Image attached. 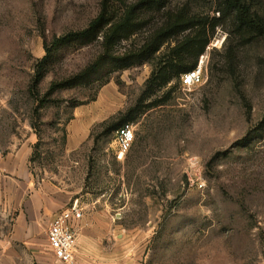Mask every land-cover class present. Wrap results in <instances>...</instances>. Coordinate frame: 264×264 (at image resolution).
<instances>
[{
    "label": "rangeland",
    "instance_id": "374dc122",
    "mask_svg": "<svg viewBox=\"0 0 264 264\" xmlns=\"http://www.w3.org/2000/svg\"><path fill=\"white\" fill-rule=\"evenodd\" d=\"M100 1L0 0V151L30 144L32 174L72 191L86 213L118 214L114 226L136 235L143 264H264V130L254 136L264 116V39L242 41L231 20L221 22L198 59L203 82L185 88L175 80L148 99L167 100L130 122L134 142L119 160L115 133L102 134L104 126L136 104L181 38L151 61L111 73L100 88H64L38 108L51 82L103 51L101 38L66 46L33 88L44 43L87 27ZM137 1L117 0L112 11L119 17ZM187 3L192 12L218 16L215 0H173L168 9ZM163 18L147 14L115 54L141 46ZM73 102L83 104L72 108ZM247 135L249 145L240 146ZM5 204L0 199V227L8 231L14 211Z\"/></svg>",
    "mask_w": 264,
    "mask_h": 264
},
{
    "label": "trees",
    "instance_id": "16d2710c",
    "mask_svg": "<svg viewBox=\"0 0 264 264\" xmlns=\"http://www.w3.org/2000/svg\"><path fill=\"white\" fill-rule=\"evenodd\" d=\"M116 1L101 0L98 14L87 27L55 37L50 44L44 43L45 54L37 65L33 80V88L36 89L45 78L47 67L62 48L72 45L86 46L101 38L103 51L98 58L79 72L51 82L42 98H37L38 108H42L49 103V97L56 91L95 83L97 88H100L109 80L111 73L149 62L163 46L181 38L169 48L167 57L154 67L136 104L116 121L105 125L102 132L104 135L115 133L125 123L134 121L146 109L164 103L167 99L154 98L150 102H145L171 82L176 80L181 84L182 75L197 67L199 57L206 51L221 22L231 20L235 34L242 41L251 43L264 39L262 0H215L214 12L218 16L192 12L188 3L177 10H170L168 7L173 0H138L127 6L119 17L112 11V5ZM154 11L164 13L162 23L148 34L141 46L116 55L115 46L123 40H129L142 29L146 23L145 16ZM107 67L108 71L103 74L106 78L102 80L104 76L101 74ZM81 104L83 102H73L70 106L74 108ZM263 130L264 116L254 136L257 131ZM251 140L252 136L247 135L237 143L240 146H247Z\"/></svg>",
    "mask_w": 264,
    "mask_h": 264
},
{
    "label": "crops",
    "instance_id": "0c3cea01",
    "mask_svg": "<svg viewBox=\"0 0 264 264\" xmlns=\"http://www.w3.org/2000/svg\"><path fill=\"white\" fill-rule=\"evenodd\" d=\"M30 155L28 143L0 151V199L14 211L12 227L8 231L0 227V264H62L51 254L47 229L58 211L79 199L72 191L36 178L30 170ZM117 215L108 209L83 210L74 225V264L145 263L136 235L114 226Z\"/></svg>",
    "mask_w": 264,
    "mask_h": 264
},
{
    "label": "built area",
    "instance_id": "2783aa9c",
    "mask_svg": "<svg viewBox=\"0 0 264 264\" xmlns=\"http://www.w3.org/2000/svg\"><path fill=\"white\" fill-rule=\"evenodd\" d=\"M204 70L201 62L196 68L181 77V85L191 88L203 82ZM134 126L125 123L115 132L116 157L122 160L134 142ZM83 216V208L74 200L65 209L58 211L51 219L47 229V241L53 256L62 264H74L76 232L74 225Z\"/></svg>",
    "mask_w": 264,
    "mask_h": 264
}]
</instances>
